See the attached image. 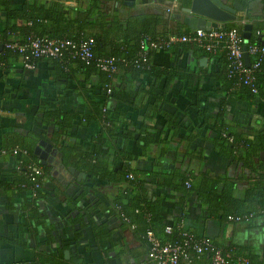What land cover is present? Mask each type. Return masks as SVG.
Here are the masks:
<instances>
[{
  "label": "crops",
  "instance_id": "crops-1",
  "mask_svg": "<svg viewBox=\"0 0 264 264\" xmlns=\"http://www.w3.org/2000/svg\"><path fill=\"white\" fill-rule=\"evenodd\" d=\"M42 1H55L63 10L85 7V0ZM236 1L243 5L247 20L252 25L251 31L256 28L253 25L255 22L264 26V0ZM181 2L115 0L109 6L120 17H158L160 21L155 25L154 31L163 35L170 34L177 25L179 28H186L175 18L176 9L182 5ZM228 22L235 21L225 23ZM259 33L260 38L264 39V28ZM150 62L156 69L188 67L193 72V79L189 82L174 79L164 84L163 78L154 80L150 75H143L133 82H120L117 96L121 101L127 99L131 105H122L120 110H125L128 124H121L123 122L118 117L115 132L127 128L134 138L139 125L144 124L151 134V142L143 154L133 139L126 140L125 145L115 139L114 148H124L134 155L130 169L133 170L135 179L144 180L143 197L151 202L155 201L156 214L161 224L179 223L196 236L211 240L222 252L248 256L253 263L264 264V199L258 202L254 198L256 195L252 193L260 191L264 194V177L259 180L251 179L248 169L238 161L241 155L239 151L229 153L225 147L228 146L229 139L226 138L223 145L218 144L216 139L227 135L250 138L255 131L263 128V102L260 99L250 102L234 100L228 90L221 88L208 75L217 69L212 57L177 47L156 50L150 55ZM49 69L45 62H38L34 68L26 69L19 58L11 65L0 64V264H36L38 255L52 259L54 262L51 264H59V260L68 264H153L147 257V243L143 241V237L134 233L127 225L121 224L112 206L123 185L93 179L95 194L88 191L79 194V184L88 180L85 174L71 166H60V156H57L59 143L52 144L47 139L53 130V124L42 122L37 107H59L63 112H75L77 115L87 113L85 99H95L87 86H91L94 78L88 77L85 82L84 74L72 67L70 80L58 78L53 83L49 77ZM150 83L153 84L155 93L161 95L160 100L155 101L172 120L170 127L165 126L164 117L155 115L148 118L145 114L153 97L142 91ZM119 105L120 102L114 98L106 102L110 109H118ZM115 113L116 111L112 114L113 119L117 117ZM97 131L96 121L81 124L79 117H76L65 139L68 142L77 141L80 149L88 152L93 148V137ZM36 135L40 136L39 139L47 140L54 150L53 153H48L51 162L45 165L55 179L52 182L46 181L45 189L51 190L53 183L57 182L56 186L58 185L63 195L52 198L48 197L49 194L41 193L43 198L39 197L37 201L35 198L36 226L33 224L26 230L23 228L26 232L23 231L22 245L18 246L10 239L15 237L17 224L22 221V205L32 201L35 194L23 188L22 183L14 182L18 155L23 153L19 154V149L16 153L12 150L18 147L19 142L22 143L21 139L24 145L33 143L28 137ZM36 143L35 141L32 146V153ZM111 144L112 142L109 143L106 154L107 161L109 166L112 162L117 167L119 162L114 163L112 160ZM20 149L25 151L24 148ZM250 162L264 173V152L250 158ZM67 168L83 173L84 176L77 177ZM170 171L182 172L188 176L187 182L192 189L185 193V190L181 192L173 186H156L154 176H165ZM148 173L151 175L147 176ZM206 181L207 185L210 184L209 192L212 194L210 197L208 195L207 200L219 197L215 202L208 203L204 201L205 196L202 197L200 192L198 194V189L203 188ZM95 203V208L90 207ZM248 213L252 216L245 221H230L226 218L227 215ZM194 264L203 263L197 259Z\"/></svg>",
  "mask_w": 264,
  "mask_h": 264
},
{
  "label": "trees",
  "instance_id": "trees-1",
  "mask_svg": "<svg viewBox=\"0 0 264 264\" xmlns=\"http://www.w3.org/2000/svg\"><path fill=\"white\" fill-rule=\"evenodd\" d=\"M112 1L115 0H85V7L83 8L78 6L63 10L55 1L45 3L42 0H19V2L0 0V64H14L20 57V54L16 51L4 46L8 41L16 40L19 43H25L28 38L34 39L46 36L54 39H68L77 43L90 38L92 43L90 46L91 57L89 59L79 58L69 48L62 50L57 57L49 58H34L28 50L23 52V56H25L24 60L32 63L34 67L38 62H45L49 65L50 69L48 73L53 83L58 78L71 79L72 67L84 74L85 82L88 81V77L94 78L91 86H87V89L90 91L92 97L100 101L85 99L87 101V113L77 115L75 112H63L59 107H37L42 122H52L53 124V130L47 139L52 144L59 143L57 150L60 153V163L63 166H71L76 170H81L88 179L79 184V194H84L87 191L90 194L94 193L95 186L93 179L120 183L123 186L121 187L119 196L112 203L113 208L117 212L116 216L119 222L132 228L134 233L140 234L143 237V241L145 240V232L150 230L160 242L180 243L183 237L175 229L176 224L168 225L172 230L169 233H164L163 228L166 225L161 224L156 214L155 201L151 202L143 197L142 183L144 180L135 179L133 170L130 169V162L135 158L134 155L125 151L126 149L124 148H114L116 145H114L115 141L113 142V140L115 139L120 140L123 145H125L126 140L133 139L136 145L139 146L140 153L143 154L145 148L151 142V134L146 130L147 126L140 124L134 138L133 133L129 129L122 128L120 132H115L114 126L118 117L123 122L121 124H128L125 110H120L123 107L122 105L126 106L128 104V101H126L127 99L121 101L117 96V91L122 82H133L143 75H150L154 80L163 78L164 84L174 79H182L185 82H189L193 79V72L188 67L156 69L154 65H151L150 55L157 49H154V51L150 44L164 40L169 33L163 35L155 33L154 27L160 21L158 17L145 18L140 15L120 17L115 9L110 8L109 4ZM187 1L180 0L183 5ZM256 23H253L254 26L256 25V28L250 32L247 46H255L258 50L248 54V65H244L242 61L240 68L234 65L228 51L221 46L206 52L194 42H184L175 43L160 50L180 47L189 49L202 56L212 57L217 64V69L208 75L221 88L228 90L234 100L250 102L254 99H260L264 105V55L259 51L260 48L264 47V39L257 36L264 26L261 24L259 26ZM177 26H175V29L169 35L180 36L188 33L189 29ZM220 28H235L241 35L240 23L228 22L226 24L224 22ZM98 59L110 61L109 69L101 70L98 66ZM152 87L153 84L150 83L147 89L142 91L153 97V101L147 105L148 109L146 108V111L148 112L145 114L148 118L155 115L164 117L166 121L164 123L166 124L165 126L170 127L172 120L170 121L165 111L161 110L158 102L155 101L157 99L160 100L161 95L155 93ZM92 91L96 92L93 93ZM112 98L120 102L118 109H110L106 106V102ZM123 102L127 103L124 104ZM130 105L128 104V106ZM114 111H116L115 114L117 116L115 119L112 118ZM76 117H79L81 124H86L92 120L97 123L98 131L94 135L95 137H93L94 142L91 151H83L80 149L77 141L68 142L65 139ZM38 137L37 135L35 137H28L33 142L29 145H24L23 139H21L22 143L19 142L17 145V150H20L18 153L23 154L18 155L14 182L22 183L24 185L23 188H27L35 194L32 201L29 200L22 205V221L17 224L15 237L10 239L12 243L18 246L22 245L23 231L26 232L25 230L28 229L29 225L35 224L36 226L37 204L35 205L34 203L35 198L37 201L39 197H42L41 193L45 195L49 194L48 197L52 198H56L59 194L63 195L58 185L56 186L57 182L53 183L51 190L45 189L46 181L52 182L55 178L51 177L49 167L41 164L32 153L34 142L43 139H39ZM226 138L229 139V142L228 146L225 147H227L229 153L233 152V150L239 151L238 153L241 155L238 161L243 167L248 169L251 179H263L264 173L260 168H255L251 165L250 158L257 157L260 153L264 152V125L263 128L261 127V129L255 131L250 138L237 135L219 136L216 138L218 140L217 143L223 145L226 142ZM110 141L113 146L112 160H114V163L116 161L119 162L117 167L113 166L112 162L109 166L107 161L106 154L109 143H111ZM104 146L106 148H103ZM20 148H24L25 151H22ZM150 175L151 173H148L147 176ZM31 176L34 180H31ZM154 177L156 178V186H173V188L181 192L185 190V193L192 189L190 183L187 182L189 177L182 174V172L170 171L165 176L162 174ZM204 184L203 188H197L198 194L200 192L202 197L205 196L204 201H208V195L209 197L212 195L209 192L210 184L207 185V181ZM262 192H264L263 189ZM252 193L256 195L254 198L258 202L264 199V194L260 191ZM217 199L219 197H216L212 201L215 202ZM70 201L72 202L73 200L70 198ZM212 201H208V203ZM90 207L95 208L96 203ZM183 229L185 228L183 227ZM190 233L193 239L198 240V242L202 238L192 232ZM212 247L219 249L213 243ZM148 248L149 245L147 243ZM210 251V249H205L197 255L189 250L188 253L192 259V264L197 259L198 262L202 261L203 264H209ZM235 257L237 255H231V258ZM247 257H244L247 260V264H256L251 261V258ZM59 261V264H68V262ZM53 262L52 259L45 255H38L36 259V264H51Z\"/></svg>",
  "mask_w": 264,
  "mask_h": 264
},
{
  "label": "built area",
  "instance_id": "built-area-1",
  "mask_svg": "<svg viewBox=\"0 0 264 264\" xmlns=\"http://www.w3.org/2000/svg\"><path fill=\"white\" fill-rule=\"evenodd\" d=\"M184 42H194L206 52L221 46L228 51L234 65L237 68L241 67L243 61L241 49L242 37L235 28L222 29L220 27H210L208 30L189 29L186 34L180 36L167 35L164 40L151 43L150 46L153 50H160L169 45ZM91 43L92 40L90 38L74 43L68 39H54L43 36L34 39L28 38L25 43H19L16 40L8 41L4 46L20 54L19 59L24 68L32 69L34 65L24 60L25 56H23V52L26 50H28L34 58H49L57 57L62 50L69 48L73 50L75 55L79 58L89 59L91 57ZM257 50L255 46H247V54L254 53ZM259 51L264 55V47L260 48ZM109 63L110 61L98 59V66L101 70L109 69ZM16 148L12 150L13 153L17 152ZM31 180H34L32 176ZM34 185L36 186V184ZM251 216L252 214L248 213L246 215H227L226 218L230 221H245ZM175 229L179 232V235L183 237L180 243L160 242L150 230L145 232L144 237L149 245L147 257L153 264H192V259L188 251L191 250L198 255L205 249L211 250L209 264H247L246 258L242 256L231 258L229 253L214 249V247H212V242L207 238H200L199 242L198 240H194L191 233L183 229L182 225L179 223L175 225ZM171 230L172 228L168 225L163 228L164 233H169Z\"/></svg>",
  "mask_w": 264,
  "mask_h": 264
},
{
  "label": "water",
  "instance_id": "water-1",
  "mask_svg": "<svg viewBox=\"0 0 264 264\" xmlns=\"http://www.w3.org/2000/svg\"><path fill=\"white\" fill-rule=\"evenodd\" d=\"M116 4V3H115ZM244 7L238 1L232 0H188L186 4H182L176 9V17L182 26L187 29H201L208 30L210 27H219L222 23L227 21H235L241 24L242 36V60L244 65H248L247 54V40L250 37L252 25L248 22L246 12L243 11ZM240 12L241 15L236 14ZM260 38V33L257 34ZM204 60V59H203ZM51 144L44 140H38L33 147V154L41 164L51 162V157L48 153H53L54 150ZM59 157L60 154L57 153ZM62 167L63 165L60 164ZM69 172L74 173L77 177L84 176L83 173L79 174L74 172L72 168H67ZM83 174V175H82Z\"/></svg>",
  "mask_w": 264,
  "mask_h": 264
}]
</instances>
